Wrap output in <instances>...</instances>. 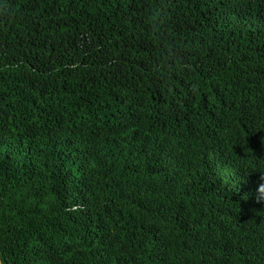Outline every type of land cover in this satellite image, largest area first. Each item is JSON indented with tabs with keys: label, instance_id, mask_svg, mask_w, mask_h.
<instances>
[{
	"label": "trees",
	"instance_id": "obj_1",
	"mask_svg": "<svg viewBox=\"0 0 264 264\" xmlns=\"http://www.w3.org/2000/svg\"><path fill=\"white\" fill-rule=\"evenodd\" d=\"M264 0H0V264H264Z\"/></svg>",
	"mask_w": 264,
	"mask_h": 264
},
{
	"label": "clouds",
	"instance_id": "obj_2",
	"mask_svg": "<svg viewBox=\"0 0 264 264\" xmlns=\"http://www.w3.org/2000/svg\"><path fill=\"white\" fill-rule=\"evenodd\" d=\"M258 187L264 189V172L261 173V183ZM260 199L264 200V195L260 196Z\"/></svg>",
	"mask_w": 264,
	"mask_h": 264
}]
</instances>
